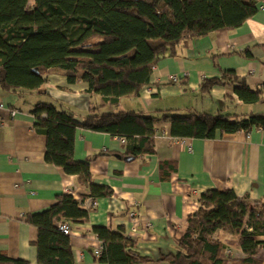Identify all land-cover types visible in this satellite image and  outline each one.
<instances>
[{"label":"trees","instance_id":"obj_1","mask_svg":"<svg viewBox=\"0 0 264 264\" xmlns=\"http://www.w3.org/2000/svg\"><path fill=\"white\" fill-rule=\"evenodd\" d=\"M30 1L0 0V89L44 93L48 76L59 74L70 84L87 83L89 93L100 96L99 104L91 105L81 119L53 103H37L31 110L35 131L47 138L46 162L76 177L94 201L110 199L114 192L95 183L90 161L75 159L80 129L123 138L125 154L112 155L128 162L155 153L159 123L168 124L170 135L181 139L214 140L218 135L264 130V114L101 113L118 107L124 97L139 96L150 84L153 69L163 59L175 57L184 42L241 27L257 14L263 0H34L32 7ZM243 54L252 56L250 49ZM227 85L243 104L264 105V85L251 90L234 72L204 79L201 90L208 94ZM174 170L169 161L160 164L164 179ZM198 205L176 253L155 262L136 251V241L124 228L99 226L94 232L102 254L96 257L103 264H260L264 201L239 198L233 190H209L199 196ZM88 218L71 194L60 195L47 211L27 214V223L38 230V263L76 264L71 236L58 225ZM218 232L238 238L242 260L233 262L216 237ZM0 264L30 263L0 251Z\"/></svg>","mask_w":264,"mask_h":264},{"label":"crops","instance_id":"obj_2","mask_svg":"<svg viewBox=\"0 0 264 264\" xmlns=\"http://www.w3.org/2000/svg\"><path fill=\"white\" fill-rule=\"evenodd\" d=\"M247 49L251 57L243 54ZM225 72H234L251 90L264 85V0L241 27L184 42L175 57L163 59L153 69L150 84L139 96L124 97L118 107L101 113L264 114L262 104L246 108L230 85L202 92L204 79H221ZM172 77H178V82L173 83ZM41 102L81 119L91 105L99 104L100 96L90 94L87 83L70 84L59 74L48 76L44 93L0 89V251L12 259L39 264L38 230L27 223V214L49 210L62 194L74 196L89 215L87 221L68 223L76 264H103L95 254L102 248L95 227L124 228L136 241V251L156 262L178 251V241L188 229L189 217L198 211L202 193L233 190L239 198L264 201V130L218 135L214 140L181 139L172 137L164 123L157 124L155 153L129 162L112 155L125 154L123 138L77 131L75 159L90 161L95 183L114 192L110 199L94 201L76 177L46 162L47 138L35 131L31 113ZM164 161L176 168L166 179L160 171ZM132 212L137 219L130 217ZM216 237L233 262L245 257L238 238L223 232ZM257 261L264 264V249Z\"/></svg>","mask_w":264,"mask_h":264},{"label":"built area","instance_id":"obj_3","mask_svg":"<svg viewBox=\"0 0 264 264\" xmlns=\"http://www.w3.org/2000/svg\"><path fill=\"white\" fill-rule=\"evenodd\" d=\"M171 81H172L173 83H177V82H178V77H172V78H171ZM2 107H3V104L0 103V108H2ZM130 217H131L133 220H135V219H137V214H136L135 212H132V213H130ZM59 228H60V230H61L63 233H65V234H67V235H71V234H72V228H71V226H70L68 223H62V224H60V225H59ZM95 254H96L97 256H100V255L102 254V248L98 249V250L96 251Z\"/></svg>","mask_w":264,"mask_h":264},{"label":"rangeland","instance_id":"obj_4","mask_svg":"<svg viewBox=\"0 0 264 264\" xmlns=\"http://www.w3.org/2000/svg\"><path fill=\"white\" fill-rule=\"evenodd\" d=\"M34 5V0L30 1V7H32ZM254 106V105H253ZM252 105H246V108H251L253 107Z\"/></svg>","mask_w":264,"mask_h":264}]
</instances>
